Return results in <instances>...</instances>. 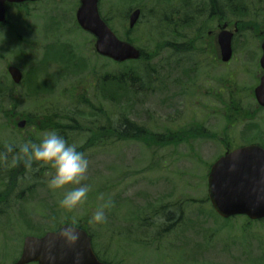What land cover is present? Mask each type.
<instances>
[{
  "label": "rangeland",
  "instance_id": "1",
  "mask_svg": "<svg viewBox=\"0 0 264 264\" xmlns=\"http://www.w3.org/2000/svg\"><path fill=\"white\" fill-rule=\"evenodd\" d=\"M112 1L115 11H118L117 7L120 6L121 0ZM162 1L166 2L165 0H151L149 7L157 13L151 17V21L166 14L169 6L172 5L169 0L161 11L158 8V2ZM229 1L223 0V3L229 5ZM232 3L234 6L235 4L247 6V16L260 14L258 0H244L243 4L240 0H233ZM74 17L75 11L60 8L55 18L64 21L62 24L71 31L69 36L54 33V36L48 38V33L44 31V29L48 31L46 28L48 23L17 24L14 39L8 47L9 50L4 49L0 56H5V60L0 59V81L8 86L12 85L7 73L9 65L19 67L24 74L36 67L40 73L38 82H44L46 90L51 87V92L49 90L39 97H34L29 93L27 82L15 86L14 92L8 96L7 101L0 103L2 105L0 106V148L22 143V135H18L10 125H5L6 121L14 119V117H9L10 111L13 110L12 104L17 105L16 109L19 113L17 115L23 113L41 115L51 108L52 110L69 111L72 92L75 94L78 89L81 93L87 89L92 90L89 86L78 85L82 77L89 76V70L93 69L99 77L122 68L95 54L91 37L79 31L78 28L77 31L75 30L76 23H72ZM227 17L234 19L230 11L227 12ZM49 19L50 17H46V21ZM260 21L264 25V16L260 18ZM145 22L147 19L144 23H139L132 32L128 28L124 30L123 26L127 23H111V26L120 39L129 38L144 52H152L156 49L152 65L157 67L160 73H157V78L164 82L165 88L162 92H157L156 88L155 93L145 92L128 98L125 95L116 103L107 102L105 109L109 112L110 118L117 121L121 115H125L138 125L145 127V131L151 134H163L166 130L179 132L182 129H192L197 125H202L207 135H230L234 139H236L234 133L237 134L253 125H260L258 120L246 119V115H249L253 109L252 105L250 106L252 102L248 97V91L251 85L255 84L253 79L257 73L254 71L257 62L254 54L258 50V44L260 45L257 34H254L252 28L248 27L250 24H245L248 29L243 30L242 35L234 44L236 52L234 59L222 66L220 79L223 83L221 85L224 92L223 98L226 99V90L229 89L228 84L231 78L236 80L239 89L245 91L238 92L244 101L239 106L241 112L237 115L245 124H238L236 129H228L229 123L221 118L224 107H217L218 113L215 114L213 106L202 108L198 104L203 100L204 92L207 101L209 100L207 96L210 94L208 92L210 81L205 80V73L200 69L192 74L190 83H186L183 88L190 90L189 97L184 99L173 97V95H179L182 89H173L170 86L172 84L169 81V73L172 67L169 63L168 48H170L172 38L177 42L178 39L171 33L169 23ZM28 26H30L29 29H27ZM181 29L178 27L179 31ZM198 33V28H195L190 34L191 50H193V37ZM20 37L28 40L18 41ZM61 44H66L64 48L70 50L71 53L74 50V54L87 59L85 70L78 74L72 71L67 74L65 64L58 60L57 54L54 53V50L62 49L56 46ZM48 47H52L53 50L49 54L47 64H44L42 60L45 59L44 53ZM246 52L249 53L248 59L244 54ZM203 62L207 73L210 72L212 61L207 59ZM40 65L44 67H38ZM125 65L137 68L144 66L141 62H128ZM59 72L62 75L59 78H53ZM64 92L67 94L61 97ZM91 99L93 100L92 97ZM96 117L97 115L94 116L95 122L101 124L104 116ZM88 118L91 119L90 116ZM30 134L35 139L34 142H38L43 133L36 134L33 129H30ZM68 135L71 136V133ZM218 136L216 139L184 137L186 139H183V142L187 139L188 141L179 146L161 147L155 146L154 143L151 144L150 140H146V145L139 140L116 143L110 138L99 142L104 137L98 138L97 146L83 151L89 161V169L82 183L90 186L89 198L83 205L73 210L61 208L58 201L63 193L48 188L46 180L49 178V173L53 171L52 169L43 167L45 170L40 179L38 177L41 180L40 183L26 178L29 177L28 172L32 171V168L20 172L18 175L22 180H18L19 189L17 190L28 185L29 196L26 199L27 204L13 203L11 211L17 212L20 207H24V212L30 215L28 221L30 225L23 227L26 220L22 222L15 218L0 219V233L4 232L5 227L6 229L8 227L17 229L18 224H21L24 238L27 235H33V232L44 233L46 231L47 226L30 231L31 224L54 226L53 222L66 221L81 225L83 224L81 218L86 217L85 214L92 217L98 207L110 202L109 206L104 209L105 221L103 223L91 222L89 227L93 231H99L100 236L102 235L101 241L97 236L98 249L102 250L100 249L101 242L106 248L108 247L103 257L112 263L264 264V223H252L245 216L224 219L214 212L209 200H206L208 170L225 152L218 141ZM230 136L228 138L231 140ZM74 137H69L67 141L69 144H75L78 150L85 144L86 136ZM164 206L174 215L170 221L165 219L167 217L164 213H159L161 207L164 208ZM55 217H59L60 220H54ZM77 217H79L78 220H76ZM109 231L115 236L112 237ZM5 238L0 239V251L3 246L10 247L9 251H15L17 247L14 246L17 245L13 235H7ZM1 257L2 254H0Z\"/></svg>",
  "mask_w": 264,
  "mask_h": 264
},
{
  "label": "flooded vegetation",
  "instance_id": "2",
  "mask_svg": "<svg viewBox=\"0 0 264 264\" xmlns=\"http://www.w3.org/2000/svg\"><path fill=\"white\" fill-rule=\"evenodd\" d=\"M168 2L169 0H165ZM172 5L169 6L167 13L158 17L155 21H151V17H154L157 13L153 9H150L149 5L151 0H121L120 6H118V11H115L112 0H99V9L102 13V18L106 23H130L131 17L136 11H140V18L137 23H144V20L147 19L145 23H169L171 33H173L178 42L172 38L170 43L169 63L171 65L169 73V81L173 89H182L179 91V95H173L175 99L177 98H187L189 97L190 90H184L185 84L190 83L192 74L196 73L199 69L205 73V80L210 81V86L208 92L210 93L207 97L209 100H206L205 92L203 100L198 103L202 108H207L209 105L213 106L215 109L213 113L217 114V107H224L223 114L221 118L225 119L229 123L228 129H236L238 124H245L243 121L239 123H230L232 120H237V115L241 112L239 106L243 103V97L238 92H245L242 89H239L236 83V80L231 78L228 88L226 90V99L223 98V85L222 80L220 79L222 71V51L219 45V35L224 29V25L227 26L226 29L229 31L235 32V37L240 32L243 33L246 22H238L233 19H223L227 17V12L230 11V5H225L223 0H170ZM233 1V0H230ZM229 1V2H230ZM166 2H158L161 11L164 8ZM113 3V4H112ZM129 3V5H128ZM227 4V3H226ZM81 0H24L22 2H10L5 1L3 7L5 10V21L0 22V56L2 51L6 49L9 50V44L14 38L15 28L17 24L29 25L30 23H51L48 24L46 28L48 31V38L54 36L55 34H63L69 36L71 31L66 29V26L57 17V13L60 8L71 9L72 12L75 11V17L72 20V23H78L76 20L77 11L80 8ZM224 12L226 13L224 15ZM46 17H50L46 21ZM58 23V24H56ZM254 23H260L254 21ZM209 26L206 30L204 28ZM126 26V25H124ZM178 27H181V31L178 30ZM192 27H199L203 30H199L198 35L193 37V51L190 49V34ZM250 27V26H248ZM30 26L27 27L29 29ZM80 30L79 26L75 27ZM253 31L255 29L252 28ZM203 33V34H201ZM261 35L260 47L257 52L254 54L256 56V71L255 79L253 82L255 84L251 85L252 78L250 79L251 88L248 91V97L252 102L253 109L249 113L248 120H258L260 125L253 126L251 128L247 127L246 130L239 131L237 134L234 133L236 139L231 137V140L228 136H218L222 147L225 149V154L232 150H235L239 147L246 146H257L264 149V107H262L256 98V88L261 84L264 78V70L260 66V60L264 55V52L261 50V44L264 41V32H259ZM64 37V36H59ZM234 37L233 45L236 42ZM181 39V40H179ZM18 41L28 40L24 37L17 39ZM234 47V46H233ZM236 54L234 50V55ZM242 54V53H241ZM245 57L249 53H244ZM243 55V54H242ZM244 56V55H243ZM253 59L254 57H250ZM1 60H5V56L0 57ZM207 59L211 60V70L207 73V70L203 67L204 62ZM248 59V57H247ZM190 60L193 62H190ZM13 110L10 111L9 117H14V119L6 121L5 125H10L18 135H22V143L28 141L31 137L30 129L32 127L29 118L25 117L23 114H19L17 111V105L12 104ZM27 115V114H26ZM233 117V118H231ZM12 122V123H11ZM24 122V126L20 128L18 124ZM11 123V124H10ZM8 127V126H7ZM206 132V129L204 130ZM227 133V129H226ZM233 145V147H232ZM232 148V149H231ZM234 148V149H233ZM29 168L26 167L24 157L19 154L18 149H15L13 152H7L6 147L0 148V219H20L23 224V227H28L30 225V215L27 212H24V207H20L19 211H11L12 204L17 203L18 205L26 203V199L29 196L30 189L28 185L23 186V189H19L18 181L15 182V173L17 175L20 172L27 171ZM19 176V175H18ZM17 190V191H16ZM23 204V205H25ZM23 210V211H21ZM17 229L8 227L3 233H0V239H6L7 235H13V239L17 247L15 251H9L10 247L3 246L1 248L0 254V264H17L22 257L23 248L27 235L23 238L24 232L22 231L21 224ZM72 226L76 228H81L86 230L83 226L76 223H67L59 222L57 225L54 224V228L50 232H58L64 226ZM90 234L92 241L94 237L90 228L86 230ZM17 234V235H16ZM33 236H42L40 232H33ZM21 236V237H20ZM44 236V235H43ZM38 264V263H30Z\"/></svg>",
  "mask_w": 264,
  "mask_h": 264
},
{
  "label": "water",
  "instance_id": "3",
  "mask_svg": "<svg viewBox=\"0 0 264 264\" xmlns=\"http://www.w3.org/2000/svg\"><path fill=\"white\" fill-rule=\"evenodd\" d=\"M5 1L24 0H0V22L5 21ZM98 3L99 0H81L77 12L79 26L95 37L96 52L118 63L138 60L141 52L115 35L102 20ZM138 19L139 12L136 11L131 17L130 28H134ZM233 35L225 30L219 35L224 63H228L233 56ZM262 49L264 52V43ZM261 66L264 69V55ZM8 71L13 82L20 84L22 72L15 66L9 67ZM256 95L264 106V78ZM23 126L24 122L19 124V127ZM208 189L212 205L222 217L246 215L251 220L264 219V150L250 146L227 153L212 166ZM65 227L58 232L47 233L42 238L28 237L18 264H105L96 257L86 232L75 228L79 238L71 240L63 233Z\"/></svg>",
  "mask_w": 264,
  "mask_h": 264
},
{
  "label": "trees",
  "instance_id": "4",
  "mask_svg": "<svg viewBox=\"0 0 264 264\" xmlns=\"http://www.w3.org/2000/svg\"><path fill=\"white\" fill-rule=\"evenodd\" d=\"M240 5L241 4H236V6L232 5V12L238 16H247V6ZM249 18H252L251 15ZM258 19L260 18L254 17L255 21ZM155 51L156 49H154L152 52H143L142 59L138 61L144 64L143 67H126L124 64H116L112 62L113 64L122 68L119 71L105 73L99 77L93 69L89 70V76H87L89 78L92 77V80L90 81L91 83H87L85 80L82 81L81 79L78 81V85L82 83L90 84L92 90L87 89L81 93L78 89L75 94L72 92L70 97L71 105L69 111H58L57 109L52 110L51 108L46 110L45 113H42L41 115L34 116L30 114L28 116L30 123L36 127V133L40 134L48 130H56L58 134L62 135L66 140H69L71 137L75 138L74 136L78 137L85 135V144L78 148V151L81 152L93 149L95 146H97L98 138L100 137L104 138L99 142H103L107 138L112 139V141L116 143L130 140H139L144 142L146 145V140H150L151 144H159L161 141H166V145L177 142V140L180 139L178 133L168 131L163 135L151 134L148 131H145V127L138 125L125 115H121L117 121L113 120L110 118L109 112H107L105 109L107 102L116 103L125 95L126 98H128L145 92L155 93L156 91L162 92L164 90V82L158 80L157 78V73H159L157 72V67H153L152 65L153 58L156 56ZM54 53L57 54L56 58L65 64V67L67 68V74L70 71L78 74L86 69L85 63L82 64L83 59L81 60L80 58L74 57V55L65 56L60 49H57L56 51L54 50ZM63 58H65V60ZM48 59L49 56L48 53H46L45 59L42 60L44 64H47ZM38 67H44V65H40ZM61 75L62 73L59 72L53 78H59ZM39 76L40 73L36 67L30 72H27L25 75L24 84L27 82L29 93L34 97H39L41 94L49 90V92H51V87L46 90V84L44 82H38ZM12 88L13 87L8 86L4 82L0 81V103H2V100H7V95L8 93L12 92ZM66 94L67 92L62 93L61 97H65ZM87 111H89V113H87ZM93 113H95V115H93ZM100 114L104 116V119H101L102 123L98 124L95 122L96 119H94V116L97 115L96 118H100ZM107 115L108 117L106 118ZM88 116H90L91 119L88 118ZM63 120H66L67 122L66 126H63ZM195 129L189 130V135H187L188 138H193V133H197L199 135V130ZM69 133H71V136L68 135ZM31 139L32 141H35L33 137ZM45 167L51 169L48 166ZM44 170L45 169H43V167H38L37 165L33 164L32 171L30 170V172H28L29 177L26 178L28 180H35V182L40 183L41 180L39 179ZM15 176V182L22 180V178H19L17 173H15ZM166 209L167 208L165 207L162 208L159 213H164L167 217V220L170 221L174 218V215L172 212H168ZM166 211L168 213H166Z\"/></svg>",
  "mask_w": 264,
  "mask_h": 264
},
{
  "label": "clouds",
  "instance_id": "5",
  "mask_svg": "<svg viewBox=\"0 0 264 264\" xmlns=\"http://www.w3.org/2000/svg\"><path fill=\"white\" fill-rule=\"evenodd\" d=\"M15 149L24 157L27 168L31 169L35 164L53 170L46 183L50 190L63 193L58 201L61 208L73 210L88 200L90 186L82 183L89 169L87 156L78 151L75 144H69L56 130L44 132L38 142L28 140L19 145L6 146L7 152ZM109 203L98 207L90 222L103 223L106 219L104 209ZM63 233L71 240L79 238L77 230L72 226H66Z\"/></svg>",
  "mask_w": 264,
  "mask_h": 264
}]
</instances>
